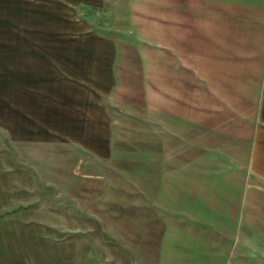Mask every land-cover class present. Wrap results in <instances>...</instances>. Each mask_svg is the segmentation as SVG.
<instances>
[{
	"label": "rangeland",
	"instance_id": "1",
	"mask_svg": "<svg viewBox=\"0 0 264 264\" xmlns=\"http://www.w3.org/2000/svg\"><path fill=\"white\" fill-rule=\"evenodd\" d=\"M0 264H264V0H0Z\"/></svg>",
	"mask_w": 264,
	"mask_h": 264
}]
</instances>
